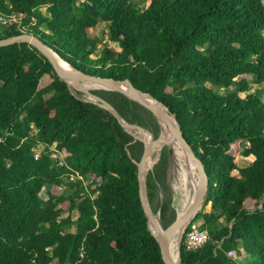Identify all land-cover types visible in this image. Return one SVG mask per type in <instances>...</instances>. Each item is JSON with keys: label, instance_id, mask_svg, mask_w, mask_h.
Returning <instances> with one entry per match:
<instances>
[{"label": "trees", "instance_id": "1", "mask_svg": "<svg viewBox=\"0 0 264 264\" xmlns=\"http://www.w3.org/2000/svg\"><path fill=\"white\" fill-rule=\"evenodd\" d=\"M140 1L147 5L0 0V16L19 17L0 24V38L35 35L78 70L128 79L162 101L208 177L209 211L192 220L201 219L209 237L195 250L182 238L180 264H264V0ZM100 21L116 47L89 33ZM252 83L260 87L251 92ZM93 92L157 134L142 105L117 91ZM53 143L63 166L51 156ZM142 147L110 112L71 93L37 48L1 46L0 264H164L139 198ZM237 153L249 163L238 167ZM167 165L162 149L146 181L163 227L176 215ZM229 249L250 262L228 257Z\"/></svg>", "mask_w": 264, "mask_h": 264}, {"label": "water", "instance_id": "2", "mask_svg": "<svg viewBox=\"0 0 264 264\" xmlns=\"http://www.w3.org/2000/svg\"><path fill=\"white\" fill-rule=\"evenodd\" d=\"M19 42H27L37 48L49 60L58 77L66 82L71 93L78 98L81 97L77 96L75 91H80L85 94L86 98L81 99L97 104L106 109L116 118L124 130L133 137V141L139 140L142 142V152L139 160L135 161V164L138 178L139 198L146 217L147 227L158 243L164 264H174L170 255V246L172 240L175 237L177 238V259L178 264H180V246L182 238L189 222L199 211H201L202 206L205 203L208 191V177L203 163L195 155L190 144L184 138L174 113H172L162 101L155 98L149 92H144L138 89L128 79L101 77L78 70L63 60L56 52L35 35L21 33L14 36L0 38V47ZM59 61L66 63L70 67V70L62 68L59 65ZM84 83H95L100 85L97 88L120 92L130 100L142 105L154 116L160 128V134L154 138L148 129L138 124L125 121L118 110L110 102L97 93H94L92 88L86 86ZM162 127L168 129V136H161ZM132 130H137L141 133V136L134 134ZM146 133L150 135L149 138L146 137ZM174 141L178 143L184 156L194 163L197 172V185L193 201L187 211L181 215L176 214L175 218L167 226L163 227L161 222L156 219V214L160 218V207L155 212L149 202L146 181L148 172L152 170L153 166L159 160L164 147L167 149L168 157L172 158V143ZM152 155H154L153 161L148 166V160Z\"/></svg>", "mask_w": 264, "mask_h": 264}, {"label": "rangeland", "instance_id": "3", "mask_svg": "<svg viewBox=\"0 0 264 264\" xmlns=\"http://www.w3.org/2000/svg\"><path fill=\"white\" fill-rule=\"evenodd\" d=\"M136 1L140 4V7L141 8H144L147 5V1L146 2H141L140 0H136ZM89 33L91 35H97L98 37L103 38V42H106L107 44H111V45H113V46L116 47V44L115 43H112V42H109L108 41V38H107V25H106L105 22L100 21L92 30H89ZM246 78H249V76H246ZM48 81H49V79L47 77L43 78V80L41 81V85H44ZM84 84H88V83H84ZM258 87H260V85H257V84L252 83V84H250V91L252 92V91H254ZM91 88H92V91L93 90H95V91L101 90V88H97V87H91ZM217 90L219 92H222V89L221 88L220 89H217ZM75 94L77 96L81 97V98H86L85 94H83L80 91H75ZM240 95L243 96L244 93L241 92ZM263 101H264V97H263ZM134 131L135 132H138L137 130H134ZM149 131L152 133V131L150 129H149ZM159 134H160V128L158 126V132H157V134L155 135L154 133H152V135H153L154 138H156ZM163 149H166V148L164 147ZM250 158L251 157H244L241 153L235 154V162H236V164H237L238 167L247 165L249 163V161H250ZM180 177H181V175H180V173L178 171L177 165L172 161V158H169L168 157V165H167V169H166V172H165V181H166L167 191L170 194L171 206L174 208L175 214H176V210L178 209V206H179V196L177 195L175 197V199H174V190H173L174 183H173V181L176 180V183H178V180L181 179ZM85 183L87 184L88 182L85 181ZM159 191H160V195H161L160 197L162 198L164 196L165 192H164V190H162V187H159ZM41 194H42L43 197H45V191L44 190H42V193ZM155 207H157V205ZM209 208H210V204L209 203H207V204L204 203V205L202 206V209H204V211H209ZM62 215L63 216L67 215V211L63 212ZM76 215H77L76 212L73 211L72 212V217L75 218ZM158 218H159V216H158ZM196 221L202 222L201 219H198ZM235 259L237 261H239V262H242V261H245V260H247L248 262H250V260H251L250 256L249 255H246L243 252H241V250H239L237 252V255H236Z\"/></svg>", "mask_w": 264, "mask_h": 264}, {"label": "bare ground", "instance_id": "4", "mask_svg": "<svg viewBox=\"0 0 264 264\" xmlns=\"http://www.w3.org/2000/svg\"><path fill=\"white\" fill-rule=\"evenodd\" d=\"M59 65L64 68L70 70V67L61 61H59ZM88 87H98L100 85H97L95 83H88L85 84ZM161 136L166 137L168 136V129L165 127L161 128ZM132 132L136 135L141 136L140 132H135L132 130ZM149 134L146 133V137L149 138ZM172 149H173V155H172V161L177 165L178 171L181 175V179L178 180V183H176V190L179 196V206L178 209L176 210L177 215L183 214L189 206L191 205L194 195H195V190H196V185H197V172L194 163L187 157L184 156L181 148L179 147L178 143L174 141L172 143ZM154 155L151 156V158L148 160L147 165L149 166L152 161H153ZM178 159L180 161L181 169L178 163ZM156 219L159 221L158 216L156 215ZM170 255L172 258V261L174 264H178V259H177V238L175 237L170 246Z\"/></svg>", "mask_w": 264, "mask_h": 264}, {"label": "built area", "instance_id": "5", "mask_svg": "<svg viewBox=\"0 0 264 264\" xmlns=\"http://www.w3.org/2000/svg\"><path fill=\"white\" fill-rule=\"evenodd\" d=\"M18 19L19 17L17 15H11L9 17L0 16V24H6L9 20L17 21ZM43 148L44 146L42 144L36 145V147L33 150L35 158L39 157L40 152ZM49 149L51 151L52 158L55 160L56 165L63 166L64 165L63 156H62V153L58 150L56 143H53L49 147ZM73 176L76 178H81V176L78 173H76L75 175L71 174V177ZM68 181L69 179L66 178L65 182H68ZM86 181L88 183L91 182L90 179ZM64 188H65V184L62 183L58 187V192H63ZM184 233L185 235L183 237V244L187 250H195V249L202 247L209 237L208 230L202 226L201 222L196 221V220L195 221L191 220L189 222L188 229ZM236 255H237V252L235 249H229L227 251L228 257L235 258Z\"/></svg>", "mask_w": 264, "mask_h": 264}]
</instances>
